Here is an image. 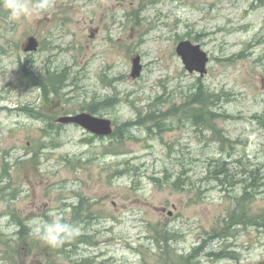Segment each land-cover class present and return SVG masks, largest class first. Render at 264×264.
Masks as SVG:
<instances>
[{"label":"rangeland","instance_id":"obj_1","mask_svg":"<svg viewBox=\"0 0 264 264\" xmlns=\"http://www.w3.org/2000/svg\"><path fill=\"white\" fill-rule=\"evenodd\" d=\"M29 3L11 22L0 5V264H264V0ZM184 39L209 56L201 77ZM83 111L116 135L56 122ZM52 210L79 233L58 248L27 227Z\"/></svg>","mask_w":264,"mask_h":264},{"label":"water","instance_id":"obj_2","mask_svg":"<svg viewBox=\"0 0 264 264\" xmlns=\"http://www.w3.org/2000/svg\"><path fill=\"white\" fill-rule=\"evenodd\" d=\"M38 48L39 42L34 35L28 36L22 47L23 51L27 53L35 52ZM176 53L180 56L184 68L188 72H197L200 77L207 72L209 56L199 43H193L188 39L181 40L176 45ZM131 62V76L133 78L139 77L142 69L140 56H134ZM56 121L62 124H76L96 136H108L111 135L114 130L110 119L93 115L85 111L76 114L62 115L58 117Z\"/></svg>","mask_w":264,"mask_h":264},{"label":"clouds","instance_id":"obj_3","mask_svg":"<svg viewBox=\"0 0 264 264\" xmlns=\"http://www.w3.org/2000/svg\"><path fill=\"white\" fill-rule=\"evenodd\" d=\"M0 5L7 10L10 22L18 20L24 15H31L32 12L29 0H0ZM47 215L48 219L33 218L28 222L27 227L35 238L44 241L48 246L58 248L67 238L79 234L73 224L65 221L62 212L52 210Z\"/></svg>","mask_w":264,"mask_h":264},{"label":"trees","instance_id":"obj_4","mask_svg":"<svg viewBox=\"0 0 264 264\" xmlns=\"http://www.w3.org/2000/svg\"><path fill=\"white\" fill-rule=\"evenodd\" d=\"M29 77H30V82H32L33 85L42 87L44 91H46L47 87H52L53 89L56 90L57 87L62 86L63 81H64V76H62V74L60 73L47 74L45 75L44 78H40L38 75L32 73L29 75ZM212 95L213 94L208 92V90L204 88L203 85H199L198 91L194 95V98H193L194 103L197 104L196 106H197L198 112L191 114V118L195 119L196 121H198L199 119H203L204 121H206V116L215 115L213 112L207 110V104ZM91 112H94V111H91ZM131 123H134V122H130L129 124ZM114 134L116 135L115 131L113 130V133L111 135H114ZM220 164H221V168H218L216 173H220L221 171H224L223 163H220ZM252 179H255V178L252 177ZM235 217L238 219V221H240L241 217H245V216L241 214H236ZM191 257H192V254H184V255L179 256L178 258L179 264H190Z\"/></svg>","mask_w":264,"mask_h":264},{"label":"flooded vegetation","instance_id":"obj_5","mask_svg":"<svg viewBox=\"0 0 264 264\" xmlns=\"http://www.w3.org/2000/svg\"><path fill=\"white\" fill-rule=\"evenodd\" d=\"M57 122V121H56ZM57 123H59V122H57ZM60 124H62V123H60Z\"/></svg>","mask_w":264,"mask_h":264}]
</instances>
